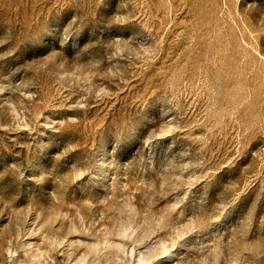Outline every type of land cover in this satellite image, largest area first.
<instances>
[{
  "label": "rangeland",
  "instance_id": "rangeland-1",
  "mask_svg": "<svg viewBox=\"0 0 264 264\" xmlns=\"http://www.w3.org/2000/svg\"><path fill=\"white\" fill-rule=\"evenodd\" d=\"M0 264H264V0H0Z\"/></svg>",
  "mask_w": 264,
  "mask_h": 264
}]
</instances>
